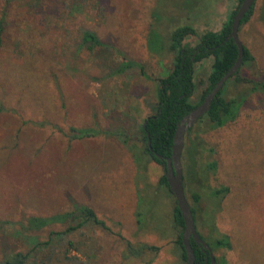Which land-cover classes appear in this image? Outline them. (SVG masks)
Masks as SVG:
<instances>
[{"label":"rangeland","instance_id":"obj_1","mask_svg":"<svg viewBox=\"0 0 264 264\" xmlns=\"http://www.w3.org/2000/svg\"><path fill=\"white\" fill-rule=\"evenodd\" d=\"M238 1L0 0V221L17 223L83 205L109 229L86 226L62 245L36 249L31 255L37 264L44 259L52 264H184L174 243L175 198L159 184L163 168L141 153V127L157 99L155 79L171 72L174 55L150 52L148 33L154 28L166 42L177 25H191L198 34L216 31ZM83 31L108 48L81 47ZM238 36L254 57L244 74L257 78L264 73V0L255 1ZM196 41L190 37L185 43L195 48ZM123 58L142 66L148 78L137 67L109 77ZM211 63L193 65V105L206 89ZM243 88L230 87V95ZM196 123L185 138V147L194 144V149L182 165L196 230L211 246L221 235L229 237L231 250L213 249L215 259L264 264V96L252 94L235 122L223 128L207 131L204 123ZM92 126L122 128L129 144L105 134L73 138L70 132ZM213 162L214 171L209 169ZM221 187L228 192L214 198L213 190ZM193 193L200 197L196 203ZM65 228L18 234L5 226L0 262ZM127 244H147L159 252L134 257Z\"/></svg>","mask_w":264,"mask_h":264},{"label":"trees","instance_id":"obj_2","mask_svg":"<svg viewBox=\"0 0 264 264\" xmlns=\"http://www.w3.org/2000/svg\"><path fill=\"white\" fill-rule=\"evenodd\" d=\"M241 2L242 0L238 1L235 9L228 14L227 19L221 25L220 29L216 31H207L203 34H198L195 28L191 25H177L172 29L167 41L165 42L163 36L159 34L157 30L154 28L150 29L147 39L148 50L154 53L167 50L174 55L171 72L166 77L155 79L157 84V99L152 107L154 108V111L153 114L145 118L144 121H146V124L145 126L143 124L141 127L142 138L140 141L144 145L143 148H141V153L144 155V158L145 156L149 157L153 162L157 163L161 167L165 165L166 160L171 156L174 134L181 120L203 102L204 98L211 92L216 83L235 64L238 56V49L234 41L228 37L231 32L233 17ZM253 10L254 5L241 21L240 27L249 21L253 14ZM190 37H194L197 40L195 48H190L189 45L185 43V41ZM158 41L160 44L159 47L157 49H153L152 46ZM80 46H85L89 51H92L95 47L108 48L105 43L100 41L96 35L90 31L82 32ZM194 49H197L198 52L192 59ZM207 59L212 60L206 79L207 86L198 104L193 105L191 103V98H193L195 93L193 65L194 63H200ZM253 63L254 57L250 53L249 49L244 46L241 67L225 82L220 92L212 101L210 110L202 118H200L196 124L204 123L207 131L223 128L227 124L235 122L238 118L240 109L252 94L264 96V73L261 72L257 78H249L244 74V69L246 67H251ZM130 67H137L141 74L148 78V76H146L143 72L142 66L124 58L120 65L110 69L108 76L113 77L123 75ZM239 86L244 87L240 93L230 95V87L233 89ZM2 111H4V108L0 105V112ZM193 126L187 131L185 138L189 137L192 133ZM70 132L72 133L73 138H89L98 134H105L117 138L124 145L129 144V138L122 128H115V130L110 131L97 129L93 126L82 129L72 127L70 128ZM185 138V149L181 158L182 165L186 162V152L189 151V149H194V144L185 147ZM148 140L150 141V149L147 145ZM156 155L161 156L162 160L158 159ZM215 167V162L209 165V169L212 171L215 170ZM159 184L165 186L171 193L167 185L165 173L159 178ZM227 192V187H221L220 189L213 190L212 196L214 198H218L219 195H224ZM222 198L223 196L217 200L218 204L221 202ZM199 199L200 197L197 193L192 194L193 203L198 202ZM189 205L196 223L195 208L190 203ZM172 218L174 228L177 232V239L174 243L180 252L182 262L186 264V254L182 244L184 221L177 207L176 201L172 210ZM61 224H66V228L62 231L50 232L48 241L37 244L34 249L26 253L10 252L6 254L0 264H37V260H35L36 256L31 255L36 249L41 251V248L48 247L53 242H57L62 245L69 234H72L86 226H97L103 230H109L106 223L99 219L91 208L83 205H75L69 212L57 213L47 217H27L17 223L0 221V230L5 228V226H8L11 228L15 227L18 234H28L32 232H40L53 225ZM199 236L206 243V240L200 234ZM211 243L212 246L207 243L206 244L211 247L212 251L213 249L218 248L231 250L230 239L227 235H221ZM68 244L71 248H73L72 242H68ZM127 246L128 253L134 257L142 256L144 253L152 254L155 257L159 252L158 247L147 244L139 245L137 247H133L131 244H127ZM191 246L195 254L194 264H209V260L205 263L207 255L193 240H191ZM49 260H40L39 263L52 264ZM60 260V257L56 259L57 262ZM216 264L227 263L225 259L222 258L220 260L216 259Z\"/></svg>","mask_w":264,"mask_h":264},{"label":"water","instance_id":"obj_3","mask_svg":"<svg viewBox=\"0 0 264 264\" xmlns=\"http://www.w3.org/2000/svg\"><path fill=\"white\" fill-rule=\"evenodd\" d=\"M256 0H242L239 4L236 13L233 17L231 24V32L228 38H231L237 49L238 56L233 67L216 83L211 92L204 98L203 102L194 108L189 114H187L178 125L176 132L174 134L172 153L170 158L166 160L165 165L162 166L167 185L173 194L177 207L181 213L182 219L184 221V231L182 234V244L186 254V264H194L195 254L191 246V240H193L198 246L202 247L208 253L209 264H216V259L213 255V251L199 236L196 227L193 214L190 209L189 202L187 200L184 184H183V167H182V154L184 149V138L187 131L209 110L212 101L220 92L225 82L234 75L241 67L244 45L240 41L238 32L240 23L245 17V15L252 8ZM144 126L146 121H144ZM150 149V141L147 143ZM156 157L162 160V157L156 155ZM206 261V262H207Z\"/></svg>","mask_w":264,"mask_h":264},{"label":"flooded vegetation","instance_id":"obj_4","mask_svg":"<svg viewBox=\"0 0 264 264\" xmlns=\"http://www.w3.org/2000/svg\"><path fill=\"white\" fill-rule=\"evenodd\" d=\"M197 52H198V50L197 49H194V52H193V54H192V59L195 57V55L197 54ZM200 247V246H199ZM202 250H203V252L207 255V258L205 259V263H206V261H207V259H208V253L202 248V247H200Z\"/></svg>","mask_w":264,"mask_h":264}]
</instances>
